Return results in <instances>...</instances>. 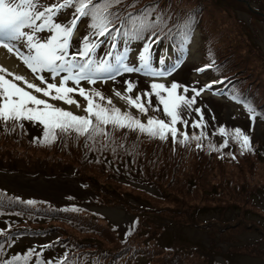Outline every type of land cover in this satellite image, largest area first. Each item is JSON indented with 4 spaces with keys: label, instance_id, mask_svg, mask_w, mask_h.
Segmentation results:
<instances>
[{
    "label": "rangeland",
    "instance_id": "374dc122",
    "mask_svg": "<svg viewBox=\"0 0 264 264\" xmlns=\"http://www.w3.org/2000/svg\"><path fill=\"white\" fill-rule=\"evenodd\" d=\"M175 1L177 7L183 10L201 6L203 18L194 16V27L201 26L194 35L195 43L189 48L193 53L188 57L186 54L180 56L181 60L187 58V62L181 63L171 79L196 87L211 82L210 72L197 71L206 64L202 58L204 45L201 38L204 36L208 40L207 49L215 50L217 71L233 73L231 91L242 98L252 97L253 107L264 106V19L249 13L236 0ZM247 1L253 12L264 15V0ZM194 9H189L188 14L193 13ZM139 47L138 44L132 45V62H136ZM165 57L169 62L177 59L168 52ZM222 60L225 61L223 64ZM2 65L32 79L27 70L23 69L21 61L16 62V65L23 72L17 71L5 61ZM139 80L140 89L148 87L145 78L139 77ZM84 86L90 87L87 84ZM242 86H246L252 96L248 97L241 90ZM93 87L106 98H111L115 107L131 112L146 122L149 113L147 116L140 114L126 100L115 95V91L122 94L125 92L122 78L117 83L96 84ZM213 89L215 91L203 92L196 102L197 106L204 109L206 127L203 131L221 142L222 137L218 133L221 126L231 130L239 127L243 131L247 130L257 142L263 140L254 142L253 151L246 154V159L240 163L232 165L216 161L217 152L211 148L198 152L202 154L201 158H195L190 147L182 145V150L192 157L187 162L196 170V180L177 188V182L185 181L188 174L181 168L179 160L157 147L150 138L133 134L123 149L125 156L119 158L118 154L108 163H104V157L101 156V161L97 163L98 167L109 169L102 172L101 179L104 186L110 189L100 184L94 185L90 179L83 180L85 184L82 188L78 179L64 180L46 176V180L43 177L12 175V172L0 173V186L16 194L38 197L56 204H84L75 209L58 211L65 216L67 230L63 237L67 238L66 245L74 248V258L80 259L81 264H165L170 260L168 255L173 257L176 254H181L179 258L182 261L177 260L175 264H264V121L258 118L253 121L241 106L225 98L220 91L216 92L219 89L217 84L213 85ZM75 98L80 101L82 112H76V109L74 112L83 115L86 102L78 95ZM53 103L71 110V106L62 102ZM102 103H106V100ZM150 116L167 119L162 106ZM196 118L193 113L189 124ZM188 129L201 131L191 127ZM24 149L23 153L35 158H38L37 155H41V159L52 156L48 150H35L28 146ZM142 150H145L144 155H141ZM258 150H262L261 153ZM155 157H161L159 166L165 181L160 192L149 187L151 195L162 198L159 204L152 206L136 200L142 193L133 191L132 185L148 187L145 180L137 181L134 176L146 164L153 162ZM169 178L171 183L168 184ZM88 196L91 198L88 199ZM14 204L19 203L0 197V208ZM27 210L33 215L52 214L37 207ZM95 211L104 216L100 218ZM143 227L155 236L161 247L168 246L173 251L167 252L165 257L150 242L145 246L125 248L127 242L131 241L126 235L138 229L140 231ZM118 237L122 239L121 242H118Z\"/></svg>",
    "mask_w": 264,
    "mask_h": 264
},
{
    "label": "snow or ice",
    "instance_id": "6c2138e0",
    "mask_svg": "<svg viewBox=\"0 0 264 264\" xmlns=\"http://www.w3.org/2000/svg\"><path fill=\"white\" fill-rule=\"evenodd\" d=\"M122 4L124 0H0V48L21 61L32 76L30 80L0 65V120L5 125L9 121L38 122L44 129L43 142L54 141L57 131L64 134L74 131L95 143L97 136H110L109 125L138 130L162 140L171 135L173 142L179 137L178 142L182 144L201 140L205 136L206 121L204 109L197 106V98L205 91H215L213 85L224 81L196 87L181 84L174 78L169 80L180 67L181 58L169 62L163 53L158 59L154 56L155 46L164 39L172 42L174 51L191 44L193 13L169 27L172 18L170 15L166 18L158 2L145 5L137 12L125 11ZM134 43L140 44L136 62L130 60ZM101 47L103 54L99 51ZM141 76L148 84L145 89L139 88ZM118 78L123 79L125 92L115 91L117 97L145 116L150 108L159 111L162 106L167 119L147 116L146 122L141 121L131 112H122L112 105L111 98L93 87L98 81L117 82ZM77 95L86 102L83 115L53 103L59 101L80 108ZM237 99L244 103L254 121L255 108L246 100ZM193 113L197 118L189 124ZM178 124L183 126V131ZM189 127L201 131L190 135ZM219 133L225 136L221 148L227 146L229 135L242 148L251 145L250 136L239 127L228 131L221 126ZM209 146L216 150L211 142ZM196 147L202 145L197 143ZM34 252L29 249L4 264H27Z\"/></svg>",
    "mask_w": 264,
    "mask_h": 264
},
{
    "label": "trees",
    "instance_id": "16d2710c",
    "mask_svg": "<svg viewBox=\"0 0 264 264\" xmlns=\"http://www.w3.org/2000/svg\"><path fill=\"white\" fill-rule=\"evenodd\" d=\"M143 0H134L133 3H139V6H136L135 8H133L134 10L137 7H141V3ZM125 11H133V9L131 7H128V5L125 6H121ZM134 12V11H133ZM108 128V127H107ZM86 140V136H78L74 131L70 132L68 134H64L61 133L59 131H57V138L50 142L51 145V149H50V153H52V156L44 159V163H45V167L46 168H52V169H56L55 167H57L56 171L54 172V174H58L63 172L65 164L63 162H66L67 164L71 163L72 161H74V156L77 153L78 149H79V145L81 144L82 141ZM99 144L101 149L105 146V137L103 136H98V138L96 139ZM153 140L154 144L169 152L170 154L174 155L180 162V166L181 168L188 174H186V179L185 181H178V186L177 188H182L184 187V185H189L190 183H193L194 180H196L195 176H196V170L192 167V165H190L187 160H191V155H188L186 152H184L182 150V143L174 142V144H170L169 145V149L166 147V145L158 139H151ZM37 142V141H35ZM130 142V141H129ZM39 143V142H38ZM44 143V142H41ZM47 143L49 142H45L44 144L40 145L42 146H46ZM197 143H200V141L197 140H191L190 143L186 144L187 146L190 147L191 149V154L193 157L195 158H201L200 153L198 152H202V150L207 149L206 147H201V148H197L196 145ZM167 144V142H166ZM14 144L11 143H6V142H2L0 141V156L3 155H7L8 159H10V154L12 153H18V149L14 148L13 146ZM262 150H258V153H261ZM145 150H142L141 155H144ZM198 153V154H197ZM10 155V156H9ZM122 155H126V153H123ZM17 157L19 159H23L24 161L22 162V164H24L25 166H32L35 165L36 163L32 160V158H25L24 155H17ZM38 158H42L41 155H37ZM215 159L216 161L220 162V163H228V164H236V163H240L241 160L246 159L245 157V151L241 148V155L239 153H236L235 150L233 151H227L225 149H220L216 154H215ZM9 161V160H7ZM10 162V161H9ZM76 162V161H74ZM161 162V157H155L153 159V162L146 164L143 169L138 170V175L134 176V179L137 181L140 180H145L146 184L148 187H154L157 191L160 192V189L164 186V181H165V176L162 173V170L159 166V163ZM231 165V166H232ZM77 167L82 171V173L84 175H89L87 172V169L80 165L79 163H77ZM102 170L99 174H95L93 175V182L102 185L103 187H105L106 189H110V187L108 186H104V184L102 183V179H101V174H102ZM167 183H171L170 182V178L167 180ZM167 188V187H165ZM170 193V192H168ZM140 197V198H139ZM136 198L137 201L143 203V204H148V205H152L155 206L157 204L160 203L162 198H158L154 195H147L142 193L141 196H139ZM122 202V201H121ZM143 225V224H142ZM144 226V225H143ZM147 227V226H145ZM127 238L131 239V241L129 240V242H127L125 248H133L136 246H145V244H147L148 242H150L151 246L156 249L159 253L162 252H166L167 248L161 247L158 243V240L155 238L154 235H151V232L144 229V227L142 229H139L136 232H129L128 235H126ZM125 236V238H126ZM122 239H120L118 237V242H121ZM58 245H61V243H59ZM65 252L63 254H58L56 258L53 257V253H52V249H47L45 252V259L47 261L53 262V263H57L59 264V262L61 261H70V259L72 258V251L69 249H65ZM48 252H50V256H48ZM177 257H181V254H176L173 257H171V259L169 261H166L165 264H175L173 263L174 261H177ZM63 259V260H62ZM180 259V258H179ZM181 260V259H180ZM182 261V260H181Z\"/></svg>",
    "mask_w": 264,
    "mask_h": 264
},
{
    "label": "bare ground",
    "instance_id": "6f19581e",
    "mask_svg": "<svg viewBox=\"0 0 264 264\" xmlns=\"http://www.w3.org/2000/svg\"><path fill=\"white\" fill-rule=\"evenodd\" d=\"M4 50L0 49V57H2V59L5 62H7L8 64H10L17 71L23 72L21 69H18L17 68L16 62H18V61L16 60V57L13 54H9L6 50L5 51Z\"/></svg>",
    "mask_w": 264,
    "mask_h": 264
}]
</instances>
